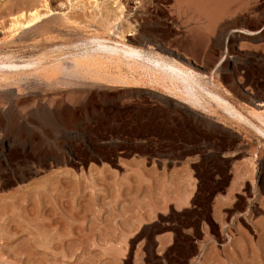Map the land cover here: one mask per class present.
Returning a JSON list of instances; mask_svg holds the SVG:
<instances>
[{
	"label": "rangeland",
	"instance_id": "1",
	"mask_svg": "<svg viewBox=\"0 0 264 264\" xmlns=\"http://www.w3.org/2000/svg\"><path fill=\"white\" fill-rule=\"evenodd\" d=\"M67 1L48 0L59 28L11 40L10 16L41 0H0V63L40 69L0 81V264H264V129L249 114L264 102V0H224L236 15L211 40L178 0H120L126 26L209 77L195 110L80 73L86 50L124 54V23L108 36L76 9L86 26L66 27Z\"/></svg>",
	"mask_w": 264,
	"mask_h": 264
},
{
	"label": "bare ground",
	"instance_id": "2",
	"mask_svg": "<svg viewBox=\"0 0 264 264\" xmlns=\"http://www.w3.org/2000/svg\"><path fill=\"white\" fill-rule=\"evenodd\" d=\"M68 1L70 2L71 7L61 13L62 18L60 19L66 27L68 26L70 28L79 29L86 26L82 18L78 16L79 13L77 16L76 14H72V11L76 9L83 11L91 10V14L94 16V19L91 18V21L92 19L95 20L98 16L102 17L104 21H102V23H99L101 21H98L97 24L99 23L98 25H100L101 29L105 33H108V36H113V27H116L119 22H123L124 20L123 15L125 14L126 6L120 0ZM39 3H30L28 4L29 7H26L27 9L21 7L15 15L10 16L8 27H6L5 30L11 40H16L18 36H21V34L24 35L27 31H37L38 33L36 32L35 34L41 33V35H44L43 33L47 31L51 32L52 29H55L53 22L54 19H48L49 15L53 12L49 9L48 0H41V3ZM20 4H23V1L20 2ZM114 5H116V7H114ZM60 21L56 22L58 23ZM125 24L126 23L122 25L124 29L120 31V34L119 32L118 35L116 34L117 40H119L122 44L121 46L125 48L124 54H119L117 53L118 51H105L100 53L98 51L86 50L75 57L73 56L75 66L79 71H81L80 73L83 72L93 79L103 82L124 84L126 86L146 82L147 84L155 86V88H161L162 91L169 96V98H173V100L175 99L190 108L194 109L199 106L201 104L202 97L200 98L198 94V90H200L198 87L204 79L209 77L200 73L196 69V64L191 58L169 49L166 45L158 42L159 40H154V38L149 35L150 32L144 30L143 26H140V29H137V25L132 23V21L131 23H128L127 26ZM90 26L92 27V25ZM59 27L60 25L58 27L56 26V29ZM234 31L236 32L237 30ZM248 33L249 35H256V33ZM128 37H135V39L139 42V45L145 48H133L129 43L130 41L127 39ZM224 50H226V53L227 49L225 48ZM8 56L9 55H7V57ZM227 58L228 56L224 55L221 61L217 63L213 69H211V72L218 71ZM57 66V63L52 66V70L54 72L58 70ZM39 70L32 67L31 62L25 65H18L14 63L12 59L7 58L6 61H2L0 63V81H7L15 77L22 78V76L30 75L31 73ZM42 71H45V68H43ZM256 106L261 112L249 111V114L256 121V123L260 124L259 126L264 129V102L257 101ZM41 116L44 119L47 118L44 114ZM191 196L192 195H187L181 203H183V205H188L190 203Z\"/></svg>",
	"mask_w": 264,
	"mask_h": 264
},
{
	"label": "crops",
	"instance_id": "3",
	"mask_svg": "<svg viewBox=\"0 0 264 264\" xmlns=\"http://www.w3.org/2000/svg\"><path fill=\"white\" fill-rule=\"evenodd\" d=\"M176 3L177 17L183 22H193L194 27L203 30L204 38L208 37L210 40L223 22L236 15L224 0H178ZM199 22H203L202 28ZM160 241L163 245H169L168 237H161Z\"/></svg>",
	"mask_w": 264,
	"mask_h": 264
}]
</instances>
